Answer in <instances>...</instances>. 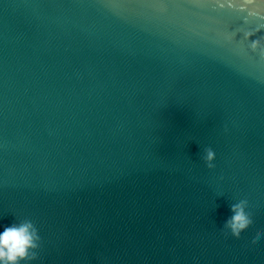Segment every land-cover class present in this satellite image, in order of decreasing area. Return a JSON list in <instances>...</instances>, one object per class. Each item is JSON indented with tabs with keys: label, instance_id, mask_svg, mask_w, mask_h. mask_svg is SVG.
<instances>
[{
	"label": "water",
	"instance_id": "obj_1",
	"mask_svg": "<svg viewBox=\"0 0 264 264\" xmlns=\"http://www.w3.org/2000/svg\"><path fill=\"white\" fill-rule=\"evenodd\" d=\"M240 23L207 0H0V224L31 218L41 264H264V65L216 43ZM237 192L254 219L225 236Z\"/></svg>",
	"mask_w": 264,
	"mask_h": 264
},
{
	"label": "clouds",
	"instance_id": "obj_2",
	"mask_svg": "<svg viewBox=\"0 0 264 264\" xmlns=\"http://www.w3.org/2000/svg\"><path fill=\"white\" fill-rule=\"evenodd\" d=\"M207 3L214 12H229L241 21L219 31L216 43L228 47L238 58L264 65V0H207ZM201 159L214 172L216 150L205 147ZM219 179L222 181L223 177ZM228 208L220 232L239 236L253 222L256 206L247 192H237L229 200ZM248 239L253 242L264 239V228L257 227ZM42 244L41 230L31 218L14 217L11 223L0 224V264H41Z\"/></svg>",
	"mask_w": 264,
	"mask_h": 264
}]
</instances>
